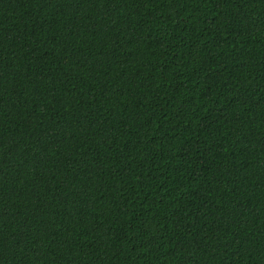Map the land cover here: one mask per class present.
<instances>
[{"label":"trees","instance_id":"1","mask_svg":"<svg viewBox=\"0 0 264 264\" xmlns=\"http://www.w3.org/2000/svg\"><path fill=\"white\" fill-rule=\"evenodd\" d=\"M0 264H264V0H0Z\"/></svg>","mask_w":264,"mask_h":264}]
</instances>
